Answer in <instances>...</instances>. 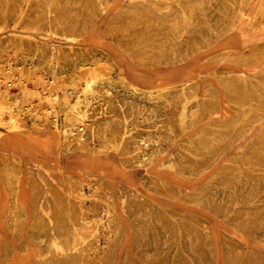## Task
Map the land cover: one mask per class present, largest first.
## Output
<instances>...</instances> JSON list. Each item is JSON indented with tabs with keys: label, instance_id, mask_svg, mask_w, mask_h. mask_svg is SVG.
<instances>
[{
	"label": "rangeland",
	"instance_id": "obj_1",
	"mask_svg": "<svg viewBox=\"0 0 264 264\" xmlns=\"http://www.w3.org/2000/svg\"><path fill=\"white\" fill-rule=\"evenodd\" d=\"M0 1V264H264V0ZM37 132L131 179L17 164Z\"/></svg>",
	"mask_w": 264,
	"mask_h": 264
},
{
	"label": "bare ground",
	"instance_id": "obj_2",
	"mask_svg": "<svg viewBox=\"0 0 264 264\" xmlns=\"http://www.w3.org/2000/svg\"><path fill=\"white\" fill-rule=\"evenodd\" d=\"M92 1V0H91ZM192 1V0H191ZM222 1V0H221ZM225 1V0H224ZM223 1V2H224ZM1 2V1H0ZM64 2V1H63ZM86 2H87V0H86ZM77 3V2H76ZM95 3V2H94ZM188 3V2H187ZM206 3V2H205ZM83 4H84V1H83ZM222 4V3H221ZM89 6V5H88ZM91 6H92V3H91ZM223 6V5H222ZM14 7V6H13ZM81 7H82V5H81ZM93 7H95V5L93 6ZM126 7V6H125ZM76 8V7H75ZM75 8H73V9H75ZM88 8V7H87ZM87 8H85V9H87ZM216 8V7H215ZM51 9V8H50ZM82 9V8H81ZM96 9V8H95ZM10 10V9H9ZM12 10V9H11ZM52 10V9H51ZM77 10V9H76ZM84 10V9H83ZM90 10H93V9H90ZM216 10V9H215ZM14 11V10H13ZM70 11V10H69ZM74 11V10H73ZM72 11V12H73ZM80 11V10H79ZM71 12V11H70ZM75 12V11H74ZM78 12V11H77ZM85 12V11H84ZM14 13V12H13ZM13 13H11V15L13 14ZM98 13V12H97ZM210 13V12H209ZM8 14V13H7ZM28 14H29V12H28ZM85 14V13H84ZM84 14L82 15V16H84ZM89 14V13H88ZM95 14V13H94ZM140 14H142V13H140ZM196 14V13H195ZM25 15V14H24ZM63 14H61V16H62ZM66 15V14H65ZM73 15V14H72ZM77 15V14H76ZM8 17L7 18H9V14L7 15ZM30 16V15H29ZM32 16V15H31ZM30 16V17H31ZM91 15H89V17H90ZM97 16V15H96ZM1 17V16H0ZM34 17H35V15H34ZM64 17H66V16H64ZM146 17H148V16H146ZM217 17V16H216ZM2 18V17H1ZM27 18V17H26ZM33 18V17H32ZM69 18V17H68ZM130 18V17H129ZM128 18V19H129ZM149 18V17H148ZM221 18V17H220ZM28 19V18H27ZM63 19V18H62ZM123 19H125V17L123 18ZM200 19V18H199ZM26 20V19H25ZM35 20V19H34ZM34 20H31L32 22H34ZM56 20V19H55ZM72 20V19H71ZM133 20H135V19H132L131 21L130 20H128V21H130V22H132ZM150 20V19H149ZM221 20H222V18H221ZM1 21V20H0ZM54 21V20H53ZM58 21H60V20H58ZM74 22H75V20H73ZM91 21H92V19H91ZM126 21H127V17H126ZM126 21H124V22H126ZM145 21H147V20H145ZM152 21V20H151ZM151 21H150V23H151ZM200 21V20H199ZM31 22V23H32ZM56 22V21H55ZM63 22V21H62ZM69 22V21H68ZM119 22V21H118ZM142 22V21H141ZM140 22V23H141ZM149 22V21H148ZM201 22H203V20L201 21ZM257 22V21H256ZM30 23V22H29ZM54 23V22H53ZM52 23V24H53ZM81 23H82V21H81ZM94 23V22H93ZM115 23H117V22H115ZM145 23V22H144ZM84 24H85V22H84ZM122 24V23H121ZM120 23H119V26H117V28L115 29V30H113V34L115 35V36H117V37H119V34H120V31H121V27H122V25H121ZM138 24V23H137ZM58 25H59V23H58ZM91 25H92V23H91ZM126 25V24H125ZM146 25H147V23H146ZM150 25V24H149ZM93 26V25H92ZM254 26V25H253ZM69 27H71V26H69ZM88 27H89V25H88ZM90 28V27H89ZM141 28V27H140ZM197 28V27H196ZM145 29H146V27H145ZM136 30V29H135ZM141 31H142V29H141ZM150 31V30H149ZM106 32H108V31H106ZM133 33H134V31H132ZM131 32V33H132ZM140 33V32H139ZM142 33V32H141ZM106 35V34H105ZM129 35H131V34H129ZM156 35H157V33H156ZM152 36H153V34H152ZM167 37V36H166ZM105 39V38H104ZM108 39V38H107ZM106 39V40H107ZM133 42H134V40H133ZM162 43V42H161ZM128 44V43H127ZM260 44V43H259ZM130 45H131V42H130ZM162 45V44H161ZM172 45V44H171ZM127 46H129V45H127ZM158 47H161V46H158ZM130 48V47H129ZM168 48H170L169 46H168ZM154 49V48H153ZM179 50H181V49H179ZM260 50V49H259ZM146 51V50H145ZM156 51V50H155ZM178 51V50H177ZM183 51V50H182ZM262 51H264V50H262ZM157 52V51H156ZM237 52V51H236ZM259 52V51H258ZM142 53V52H141ZM153 53V52H152ZM181 53V52H180ZM260 53V52H259ZM252 54V53H251ZM258 54V53H257ZM153 55V54H152ZM229 56V55H228ZM155 57V56H154ZM184 58H185V56H183ZM156 58H158L157 56H156ZM186 59V58H185ZM110 60V59H109ZM107 61V60H106ZM148 61V60H147ZM150 61H151V58H150ZM104 62V61H103ZM6 63V62H5ZM146 63V62H145ZM9 65V64H8ZM147 65V64H146ZM5 66V65H4ZM10 66V65H9ZM145 66V65H144ZM8 67V66H7ZM1 68V67H0ZM5 68V67H4ZM99 68V67H98ZM9 69H10V67H9ZM8 69V70H9ZM23 69V68H22ZM100 69V68H99ZM2 70H4V69H2ZM102 70V69H101ZM228 70V69H227ZM9 72H10V70H9ZM85 73H86V70L84 71ZM233 72V71H232ZM3 73L0 71V75H2ZM6 74V73H5ZM10 75H11V73H9ZM26 74V73H25ZM35 74V73H34ZM200 74V73H199ZM206 75H208V73L206 74ZM64 77V76H63ZM199 77V76H198ZM61 77H59V79H60ZM65 78H66V76H65ZM58 79V80H59ZM64 79V78H63ZM227 79V78H226ZM236 79V78H235ZM169 81H174L173 79H168ZM42 82H43V85H44V88L45 89H47L48 91H52L54 88H53V86H52V84L51 83H48L46 80H45V78L44 79H42L41 80ZM66 81V80H65ZM170 84H173V83H170ZM8 86V85H7ZM88 86V85H87ZM132 86V85H131ZM195 86V85H194ZM89 87V86H88ZM235 87V86H234ZM104 89L105 88H107V87H103ZM140 88V87H139ZM231 88V87H230ZM240 89V88H239ZM109 90V89H108ZM240 91V90H239ZM93 93V92H92ZM134 93V92H133ZM154 94V93H153ZM175 94V93H174ZM109 95V94H108ZM155 95V94H154ZM227 96H229V95H227ZM238 97V96H237ZM233 98V97H232ZM235 98V97H234ZM171 99V98H170ZM107 100H109V99H107ZM244 100V99H243ZM89 101V100H88ZM110 101V100H109ZM131 101V100H130ZM175 102V101H174ZM177 102V101H176ZM175 102V103H176ZM9 103H11V102H9V100L8 99H6L5 97H1L0 98V111L3 109V108H8V109H10L9 108ZM87 103V102H86ZM180 103V102H179ZM92 104V103H91ZM110 105H111V102L109 103ZM172 104H173V102H172ZM116 105V104H115ZM211 105V104H210ZM92 106V105H91ZM104 106V105H103ZM112 106V105H111ZM175 106H177L176 104H175ZM180 106V105H179ZM86 107V106H85ZM31 110H35V111H38L39 109H41L40 107H39V105H36V106H33V105H30V107H29ZM95 108V107H94ZM112 108V107H111ZM97 109V108H96ZM99 109H100V107H99ZM119 109V108H118ZM178 109H179V107H178ZM201 109V108H200ZM199 109V110H200ZM213 109V111H214V108H212ZM163 110V109H162ZM208 110V109H207ZM85 111V110H84ZM96 111H98V110H96ZM101 111V110H100ZM206 111V110H205ZM210 111V110H209ZM212 111V110H211ZM210 111V112H211ZM215 111H216V108H215ZM214 111V112H215ZM224 111V110H223ZM14 113H12V114H10V121H11V127L12 128H16L18 125L17 124H19V123H17L15 120H17L18 119V117H19V115H18V111L17 110H14L13 111ZM112 112H113V109H112ZM119 112V111H118ZM207 112V111H206ZM43 113V112H42ZM164 114H166L165 112H163ZM162 113V114H163ZM171 113V112H170ZM173 114V113H172ZM201 114V113H200ZM44 115V114H43ZM202 115V114H201ZM208 115V114H207ZM119 116H120V114H119ZM118 116V117H119ZM164 116V115H163ZM174 116H175V114H174ZM197 116V115H196ZM117 117V118H118ZM82 118H83V126H85L86 125V123H85V116L84 115H82ZM111 118V120H112V116L111 117H109V119ZM116 118V119H117ZM247 118V117H246ZM99 119H101V118H99ZM114 119V118H113ZM20 120H22L21 118H20ZM170 120H171V118H170ZM216 120V119H215ZM110 121V120H109ZM114 121V120H113ZM122 121V120H121ZM98 122V121H97ZM96 122V123H97ZM101 122V121H100ZM116 122H118V121H116ZM175 122V121H174ZM224 122V121H223ZM90 123V122H89ZM119 123V122H118ZM117 123V124H118ZM160 123V122H159ZM171 123V122H170ZM213 123V122H212ZM235 123V122H234ZM156 124H158L157 122H156ZM216 124H218V123H216ZM220 124V123H219ZM218 124V125H219ZM233 124V123H232ZM38 125H40V124H38ZM37 125V126H38ZM98 125V124H97ZM101 125V124H100ZM161 125H163V124H161ZM231 125V124H230ZM247 125V124H246ZM245 125V126H246ZM96 126V125H95ZM110 126H112V125H110ZM109 126V128H111ZM119 126H121V125H119ZM174 126H175V124H174ZM221 126V125H220ZM41 127V126H40ZM79 127V126H78ZM77 127V128H78ZM86 127V126H85ZM161 127V126H160ZM163 128L162 129H165L164 128V126H162ZM177 127V126H176ZM247 127V126H246ZM37 128V127H36ZM114 128V127H113ZM174 128V127H173ZM79 129V128H78ZM95 129H97V127L95 128ZM161 129V128H160ZM38 130V129H37ZM80 130V129H79ZM82 130H83V128H82ZM92 130V129H91ZM108 130V129H107ZM208 130V129H207ZM232 130V129H231ZM237 130V129H236ZM109 131V130H108ZM119 131V130H118ZM159 131H161V130H159ZM230 131V130H229ZM77 132V131H76ZM76 132H74V133H69L68 135L69 136H71V137H73V138H75V139H77L78 141H82V142H84L85 141V137L83 136V134L82 135H79V134H77ZM79 132H81V131H79ZM94 132H97L96 130H94ZM107 132V131H106ZM136 132V131H135ZM162 132V131H161ZM220 133V132H219ZM240 133H241V131H240ZM156 134V133H155ZM135 135H136V133H135ZM158 135V134H157ZM176 135V134H175ZM231 135V134H230ZM145 136V135H144ZM153 136V135H152ZM228 136V135H227ZM137 137V136H136ZM230 137V136H229ZM113 138V137H112ZM150 138V137H149ZM110 139V138H109ZM137 139V138H136ZM70 140V139H69ZM71 140H72V138H71ZM205 140V139H204ZM14 147L17 149L16 150V152H14L13 153V160L17 163V164H19V162L21 161V159H27V160H31V161H33V162H39L40 164L42 163V164H46V165H50V166H55V167H57L60 171H63L65 168H67V169H70L71 171H74V172H77V173H79V174H82V175H84L90 182L91 181H93L94 183H95V185H97V186H99V187H107V183H106V179H105V176L102 174V172H107L108 171V175L109 174H111V175H114V176H118V177H120V178H124V179H127V180H130L131 179V175H130V172H129V170L130 169H128V168H126L125 166H120L119 164H116L114 161H112V160H108V161H104L103 160V158L102 157H98V156H95V155H89V154H83V153H77L76 151H71V152H67V153H65L63 156H61V153L63 152V142H62V140L61 139H59L58 137H56L55 139H53V138H51V136H43V135H41V133L40 132H37V133H35V134H33V135H28V136H24V137H21V138H14ZM67 141V140H66ZM65 141V142H66ZM113 141V140H112ZM139 141V140H138ZM153 141V140H152ZM211 141V140H210ZM74 142V141H73ZM157 142V141H156ZM69 143H70V141H69ZM109 143V142H108ZM139 143V142H138ZM205 143V142H204ZM110 144V143H109ZM140 144V143H139ZM208 144V143H207ZM65 145V144H64ZM151 145V144H150ZM155 145V144H154ZM153 145V146H154ZM224 145V144H223ZM222 145V146H223ZM227 144H225V146H226ZM153 146H152V148H153ZM207 146V145H206ZM206 146H205V148H206ZM209 146V145H208ZM65 147V146H64ZM73 149V148H72ZM138 149V148H137ZM156 149V148H155ZM188 149V148H187ZM136 154H137V152H136ZM73 155H76V162L75 163H73V162H71L72 161V158H73ZM218 155V154H217ZM140 157V156H139ZM128 158V157H127ZM141 158V157H140ZM74 159V158H73ZM210 159H208V161H209ZM212 160V159H211ZM129 162V161H128ZM131 162V161H130ZM138 164V163H137ZM20 166V165H19ZM256 166V165H255ZM28 169H29V166H28ZM98 173L100 174L99 175V177H98ZM30 175V174H29ZM29 177V176H28ZM88 181V182H89ZM31 182V181H30ZM152 182V181H151ZM157 182V181H156ZM73 184V183H72ZM77 184V183H76ZM154 184V183H153ZM75 185V184H74ZM97 186H95V187H97ZM75 187V186H74ZM78 187V186H77ZM80 187H81V185H80ZM94 187V186H93ZM158 187V186H157ZM166 187V186H165ZM98 189V188H97ZM172 189V188H171ZM81 190V189H80ZM82 191V190H81ZM99 191V190H98ZM81 193V192H80ZM218 201V200H217ZM93 202V201H92ZM91 201H90V203H92ZM84 203V202H83ZM95 203V202H94ZM97 204V203H96ZM75 205V204H74ZM86 207V206H85ZM84 207V208H85ZM145 207V206H144ZM99 208V207H98ZM73 209V208H72ZM92 209V208H91ZM93 210H94V208H93ZM96 212V211H95ZM108 212V211H107ZM161 214V213H160ZM163 214V213H162ZM161 214V215H162ZM79 215V214H78ZM98 215V214H97ZM96 215V216H97ZM160 215V216H161ZM116 216V215H115ZM156 216V215H155ZM159 215H157V217H158ZM94 217V216H93ZM100 217V216H99ZM164 218H166L165 216H164ZM115 219V218H114ZM157 219V218H156ZM162 219V218H161ZM163 220V219H162ZM161 221V220H160ZM102 222V221H101ZM163 225H166V224H163ZM116 227H117V225H116Z\"/></svg>",
	"mask_w": 264,
	"mask_h": 264
},
{
	"label": "crops",
	"instance_id": "obj_3",
	"mask_svg": "<svg viewBox=\"0 0 264 264\" xmlns=\"http://www.w3.org/2000/svg\"><path fill=\"white\" fill-rule=\"evenodd\" d=\"M166 78L168 79V77L166 76ZM174 80V79H173Z\"/></svg>",
	"mask_w": 264,
	"mask_h": 264
}]
</instances>
